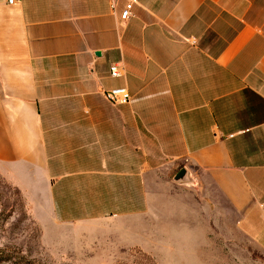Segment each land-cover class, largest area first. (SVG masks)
<instances>
[{"label": "crops", "instance_id": "obj_1", "mask_svg": "<svg viewBox=\"0 0 264 264\" xmlns=\"http://www.w3.org/2000/svg\"><path fill=\"white\" fill-rule=\"evenodd\" d=\"M132 152L140 174L185 160L264 238V0H0V162L51 190L130 175Z\"/></svg>", "mask_w": 264, "mask_h": 264}, {"label": "rangeland", "instance_id": "obj_2", "mask_svg": "<svg viewBox=\"0 0 264 264\" xmlns=\"http://www.w3.org/2000/svg\"><path fill=\"white\" fill-rule=\"evenodd\" d=\"M155 146H152V152ZM62 175L0 162V264H264L212 181L184 161L151 159L140 174ZM152 163V164H151ZM264 229V226H263Z\"/></svg>", "mask_w": 264, "mask_h": 264}, {"label": "built area", "instance_id": "obj_3", "mask_svg": "<svg viewBox=\"0 0 264 264\" xmlns=\"http://www.w3.org/2000/svg\"><path fill=\"white\" fill-rule=\"evenodd\" d=\"M19 0H6L8 4H14L18 2ZM130 6L131 4H127L125 9L121 12L120 17L125 19L130 15ZM109 72L110 76L112 77H118L121 75V65L118 63H112L109 66ZM105 97L114 103L118 104H126L130 100V95L128 93V90L126 87L121 86V87H114L110 88L104 91Z\"/></svg>", "mask_w": 264, "mask_h": 264}, {"label": "water", "instance_id": "obj_4", "mask_svg": "<svg viewBox=\"0 0 264 264\" xmlns=\"http://www.w3.org/2000/svg\"><path fill=\"white\" fill-rule=\"evenodd\" d=\"M186 179V170L184 168L180 169L174 176V181L181 182Z\"/></svg>", "mask_w": 264, "mask_h": 264}, {"label": "trees", "instance_id": "obj_5", "mask_svg": "<svg viewBox=\"0 0 264 264\" xmlns=\"http://www.w3.org/2000/svg\"><path fill=\"white\" fill-rule=\"evenodd\" d=\"M60 183V181H58L54 187H53V191H54V202H55V205H56V210L57 212L59 213L60 210H59V200H58V196H57V189L55 188L58 184Z\"/></svg>", "mask_w": 264, "mask_h": 264}]
</instances>
